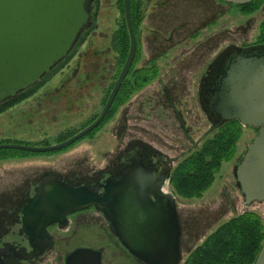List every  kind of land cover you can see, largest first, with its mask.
Returning <instances> with one entry per match:
<instances>
[{
  "label": "rangeland",
  "instance_id": "obj_1",
  "mask_svg": "<svg viewBox=\"0 0 264 264\" xmlns=\"http://www.w3.org/2000/svg\"><path fill=\"white\" fill-rule=\"evenodd\" d=\"M99 1L95 21L96 0L90 3L91 23L85 29L94 28L90 39L82 47L76 44V53L62 73L33 97L0 112V145H56L60 136L82 128L99 113L125 64L120 68V46L113 47L121 45L116 38L121 0ZM140 1V44L129 75L155 63L157 78L128 94V99L123 94V102L109 121L64 150L46 154L0 150V246L29 248L16 209L35 193V182L41 177L58 176L77 186L94 183L114 175L134 159L155 155L171 160L169 171H173L215 133L216 123H221L212 109L215 97L209 88L216 73H223L233 57L253 51L264 21V6L244 16L239 8L219 0ZM256 50L264 53V46ZM257 134L253 128L244 129L237 157L223 164L203 198L176 197L180 264L233 217L256 212L264 219V202L245 205L235 174ZM50 235L52 244L42 256L14 264H65L66 257L78 248L100 250L103 264H144L121 245L98 210L74 216L67 227L54 228Z\"/></svg>",
  "mask_w": 264,
  "mask_h": 264
},
{
  "label": "water",
  "instance_id": "obj_2",
  "mask_svg": "<svg viewBox=\"0 0 264 264\" xmlns=\"http://www.w3.org/2000/svg\"><path fill=\"white\" fill-rule=\"evenodd\" d=\"M246 5L253 0H219ZM92 0H0V105L39 84L73 51L91 23ZM130 35L124 67L99 117L87 128L56 145L32 147L3 144L0 150L33 153L61 151L88 136L106 119L137 53L131 0H123ZM215 114L258 130L236 168L245 205L264 202V56L238 54L221 79ZM115 182L109 178L93 187H73L55 176L38 182L37 193L22 209L27 248L0 249V259L11 253L22 262L42 256L51 245L48 229L66 226L68 217L94 208L110 222L121 245L144 264H180L181 227L170 179L154 175V168L134 162ZM101 190H104L101 195ZM2 261V260H0ZM65 264H103V253L78 248ZM255 264H264V246Z\"/></svg>",
  "mask_w": 264,
  "mask_h": 264
},
{
  "label": "trees",
  "instance_id": "obj_3",
  "mask_svg": "<svg viewBox=\"0 0 264 264\" xmlns=\"http://www.w3.org/2000/svg\"><path fill=\"white\" fill-rule=\"evenodd\" d=\"M95 4L96 11L93 14L94 21L98 19L100 1L96 0ZM228 5L239 8V11L244 16H250L259 11L264 6V0H253L246 5ZM142 6L143 5L140 0H131L132 24L135 35H137L136 37L138 47L140 44V26L143 21L141 11ZM120 11L122 17L119 24V32L117 33L116 38L120 40L121 45H113V47L118 48L120 46L119 49H117V54L121 63V68L127 58L130 44V35L125 20L123 0H121ZM93 31L94 28L84 31L81 38L79 39L80 43L78 42V44H80V46L85 45L88 42V39H90ZM262 46H264V21L260 26V35L253 45V51L250 50L252 52L247 51L246 53L240 54L245 57L264 56V53H259L256 50L257 47ZM74 53H76V49L73 50V52L65 60H63L55 70H61L60 73H62V68L65 67V64H69ZM227 68L223 72V76L225 75ZM158 70V67L155 65V63H153L151 68L137 71L135 75H128L129 77H127L123 83L110 112L107 114L105 121L99 127L104 125L116 114L118 105L123 102L120 101L123 94L126 95V98L128 99V97L134 91L137 89H142L148 84L152 83L159 74ZM48 77L49 75L44 77L42 82L30 88L29 90L20 93L15 98L6 100L0 105V112L3 109L6 110L15 107L28 98L33 97L39 92L41 88H43L46 83L45 78ZM115 79H117V75ZM112 88L113 85L108 89L106 99L111 93ZM219 88L220 83L209 88V92H212V95L215 97L213 103L217 99ZM106 99H104L103 104L105 103ZM97 117L98 114L96 113L82 128L67 131L65 134L60 136L58 143L68 140L80 131L84 130L89 126V124L94 122ZM218 117L220 118L221 123H216L215 133L203 140V142H201L194 150H192V152L184 157L172 171L170 187L175 196L180 199L193 200L203 198L204 194L215 183L216 176L220 172L223 164L225 162L233 161L237 157L238 143L243 136V131L245 128H243L238 121H225L221 116L218 115ZM96 131L97 130L95 129L86 137L92 136ZM4 151L41 154L21 150ZM263 246L264 219L256 212H246L244 214L237 215L222 224L215 232L207 237L202 245L194 249L189 254L184 264H255Z\"/></svg>",
  "mask_w": 264,
  "mask_h": 264
},
{
  "label": "flooded vegetation",
  "instance_id": "obj_4",
  "mask_svg": "<svg viewBox=\"0 0 264 264\" xmlns=\"http://www.w3.org/2000/svg\"><path fill=\"white\" fill-rule=\"evenodd\" d=\"M61 64V63H60ZM59 64V65H60ZM58 65V66H59ZM57 66V67H58ZM66 66H68V64L66 65ZM57 67H55L52 71H51V73L50 74H48L49 76H51L52 78H50V79H48V80H46V83H45V85L44 86H46V84H48V83H50V82H52L53 80H54V77L56 76V75H59V73H60V71L61 70H59V71H56L55 69L57 68ZM47 75V76H48ZM120 75V74H119ZM223 78V73H216V80L215 81H213L212 82V86H216V85H218L219 83H221V79ZM117 81V80H116ZM42 82V81H41ZM116 83V82H115ZM43 86V87H44ZM114 86H115V84H114ZM114 86H113V88H114ZM113 88H112V90H113ZM43 88H41L40 90H42ZM112 92V91H111ZM111 94V93H110ZM110 94H109V96H110ZM109 96H108V98H109ZM108 98L106 99V101H105V103L103 104V101L101 102L102 104H101V109H100V111H99V113H98V117H99V115L101 114V112H102V110H103V108H104V106H105V104H106V102H107V100H108ZM113 106V105H112ZM111 109V108H110ZM97 117V118H98ZM93 123V122H92ZM91 123V124H92ZM91 124H89V125H91ZM254 130H256V129H254ZM257 132H258V130H256ZM134 162H140V163H143V164H145V166L147 167V168H154V175L155 176H160V177H163V178H167V179H170V181H171V174H172V171H169L170 169H171V164H172V162H171V160H169L168 158H166V157H163V156H160V155H155L153 158H151V159H148V158H138V159H134V160H132V161H130V163L128 164V165H126V166H124L122 169H120V170H118V171H116L115 172V174L114 175H111L110 177H108L107 179H109V178H112V179H114V181L115 182H118V181H120L121 180V177L119 176V173L125 168V167H128V166H131ZM47 176H53V175H47ZM44 177H46V176H43V177H41L37 182H35V187H36V191H35V193L33 194V195H31V196H29V200L37 193V190H38V182L41 180V179H43ZM55 177H57V179H59L60 181H63V182H66L67 184H69V185H71V186H73V187H82V186H91V187H93V186H95V185H98V184H103L107 179H105V180H103V181H98V182H94V183H87V184H82V185H73V184H71L70 182H68V181H66L65 179H61V178H59L58 176H55ZM103 193H104V190H101V195H103ZM29 200L27 201V203L21 208V209H19V208H17L16 209V212L19 214V220H17L18 221V223H20L21 224V227H22V209L28 204V202H29ZM91 210H96V209H94V208H91V209H89V210H86V211H82V212H79V213H76V214H73V215H71V216H69L68 217V224H69V221L74 217V216H76V215H79L80 213H84V212H87V211H91ZM102 214V213H101ZM108 220V219H107ZM110 223V222H109ZM68 224L66 225V226H61V225H54V226H52V227H50L49 229H48V235H49V238H50V242H52V238H51V235H50V233H51V230L52 229H54V228H57V227H67L68 226ZM111 225V224H110ZM22 230H23V228H22ZM25 235V234H24ZM26 236V235H25ZM26 238H27V241H28V246H29V239H28V237L26 236ZM52 244V243H51ZM51 246V245H50ZM10 248H16V249H19V248H22L21 246H0V249H10ZM28 251H30V247L28 248ZM0 260H2V261H0V264H14V263H21L22 261H20V260H18V259H16L15 257H14V255H13V253H11L7 258H3V259H0Z\"/></svg>",
  "mask_w": 264,
  "mask_h": 264
}]
</instances>
